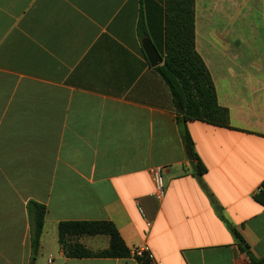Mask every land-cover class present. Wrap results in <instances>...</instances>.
I'll return each mask as SVG.
<instances>
[{"label": "crops", "instance_id": "1", "mask_svg": "<svg viewBox=\"0 0 264 264\" xmlns=\"http://www.w3.org/2000/svg\"><path fill=\"white\" fill-rule=\"evenodd\" d=\"M206 6L196 0V49L230 126L188 131L224 219L143 51L145 37L164 47L165 0H0V264H140V248L156 264H264V67L248 66L259 55L237 51ZM30 201L47 209L35 260ZM66 221L113 223L131 257H68ZM78 241L103 251L110 237Z\"/></svg>", "mask_w": 264, "mask_h": 264}, {"label": "trees", "instance_id": "2", "mask_svg": "<svg viewBox=\"0 0 264 264\" xmlns=\"http://www.w3.org/2000/svg\"><path fill=\"white\" fill-rule=\"evenodd\" d=\"M141 28L144 37L147 33L143 26ZM159 52L164 62L156 70L171 91L179 129L191 160H197L193 164L192 174L207 193L219 216L224 219L213 194L203 182L202 177L207 169L196 153L188 131L189 121H201L226 128L230 126L229 110L219 104L211 73L196 49V0H165V41ZM27 209L31 226L32 259L35 260L41 246L47 209L34 201L28 203ZM226 224L239 248L244 251L246 242L243 237L235 227L228 222ZM98 235L110 237L106 250L92 251L78 241L83 236ZM59 241L68 257L128 258L132 255L115 225L107 221L61 222ZM248 254L250 255L249 252ZM250 257L253 264H258L257 260L251 255ZM136 259L140 264H156L148 253Z\"/></svg>", "mask_w": 264, "mask_h": 264}, {"label": "rangeland", "instance_id": "3", "mask_svg": "<svg viewBox=\"0 0 264 264\" xmlns=\"http://www.w3.org/2000/svg\"><path fill=\"white\" fill-rule=\"evenodd\" d=\"M202 2L207 5V12L212 14L218 28H224L231 36L237 51L259 55L254 58V63L248 61V66L264 67V0H198V6ZM207 32L210 33L208 28ZM243 62L246 65L247 61ZM238 64L241 65L240 61Z\"/></svg>", "mask_w": 264, "mask_h": 264}, {"label": "built area", "instance_id": "4", "mask_svg": "<svg viewBox=\"0 0 264 264\" xmlns=\"http://www.w3.org/2000/svg\"><path fill=\"white\" fill-rule=\"evenodd\" d=\"M151 173L155 184V196L157 197L158 200H162L166 193L165 182L163 178V168L156 167L151 171ZM147 226L151 227V222L147 221ZM144 253H148V255H150V259H152L153 261V256L148 248L135 249L133 251V256L143 257Z\"/></svg>", "mask_w": 264, "mask_h": 264}, {"label": "water", "instance_id": "5", "mask_svg": "<svg viewBox=\"0 0 264 264\" xmlns=\"http://www.w3.org/2000/svg\"><path fill=\"white\" fill-rule=\"evenodd\" d=\"M143 51L152 67H158L163 64L164 60L149 37L142 40ZM247 249V248H246Z\"/></svg>", "mask_w": 264, "mask_h": 264}]
</instances>
